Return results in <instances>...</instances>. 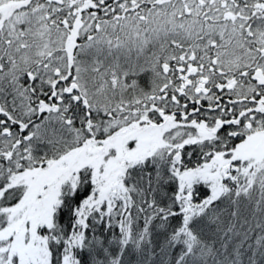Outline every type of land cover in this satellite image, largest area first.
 I'll use <instances>...</instances> for the list:
<instances>
[{
    "label": "snow or ice",
    "instance_id": "snow-or-ice-1",
    "mask_svg": "<svg viewBox=\"0 0 264 264\" xmlns=\"http://www.w3.org/2000/svg\"><path fill=\"white\" fill-rule=\"evenodd\" d=\"M0 264H264V0H0Z\"/></svg>",
    "mask_w": 264,
    "mask_h": 264
}]
</instances>
